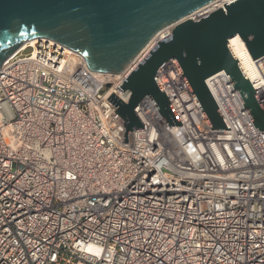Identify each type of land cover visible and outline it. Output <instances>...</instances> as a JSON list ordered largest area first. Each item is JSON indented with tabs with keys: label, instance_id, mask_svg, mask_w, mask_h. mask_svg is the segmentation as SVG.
<instances>
[{
	"label": "built area",
	"instance_id": "2783aa9c",
	"mask_svg": "<svg viewBox=\"0 0 264 264\" xmlns=\"http://www.w3.org/2000/svg\"><path fill=\"white\" fill-rule=\"evenodd\" d=\"M159 34L120 75L44 39L1 63L0 264H264V132L223 71L205 85L230 130L210 129L169 60L156 79L181 126L145 96L122 143L107 99L127 103L118 87ZM238 62L264 107V56Z\"/></svg>",
	"mask_w": 264,
	"mask_h": 264
},
{
	"label": "water",
	"instance_id": "95a60500",
	"mask_svg": "<svg viewBox=\"0 0 264 264\" xmlns=\"http://www.w3.org/2000/svg\"><path fill=\"white\" fill-rule=\"evenodd\" d=\"M216 0H0V65L23 43L50 40L81 56L90 72L120 75L163 29L159 40L118 87L123 103L107 99L127 133L143 129L135 114L147 96L170 126H181L156 79L173 60L211 130H230L205 80L223 71L256 129L264 132L261 105L228 40L239 36L252 60L264 56V0H234L202 18L189 17Z\"/></svg>",
	"mask_w": 264,
	"mask_h": 264
},
{
	"label": "bare ground",
	"instance_id": "6f19581e",
	"mask_svg": "<svg viewBox=\"0 0 264 264\" xmlns=\"http://www.w3.org/2000/svg\"><path fill=\"white\" fill-rule=\"evenodd\" d=\"M231 1H234V0H220L219 4H220V6H222V4L229 3ZM165 37H166V34L161 32L156 39H164ZM36 41H37L36 39H32L28 42H25L20 46V48L25 46L26 44H29L30 46H34ZM228 44H229L232 52L234 53L236 59L242 61L244 67L250 68L251 64L253 63V60H252L251 56L249 55V53H248L245 45L243 44L242 40L239 38V36L236 35V36L232 37L229 40ZM67 53H74V52L69 51ZM67 57H69V55H67ZM67 60L71 62L72 57L70 56V58H68Z\"/></svg>",
	"mask_w": 264,
	"mask_h": 264
}]
</instances>
